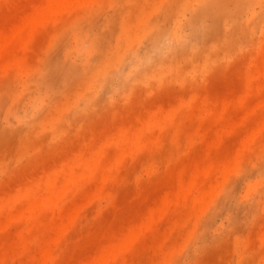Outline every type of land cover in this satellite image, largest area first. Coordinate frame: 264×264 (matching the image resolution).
Returning <instances> with one entry per match:
<instances>
[{
	"label": "rangeland",
	"instance_id": "374dc122",
	"mask_svg": "<svg viewBox=\"0 0 264 264\" xmlns=\"http://www.w3.org/2000/svg\"><path fill=\"white\" fill-rule=\"evenodd\" d=\"M0 264H264V0H0Z\"/></svg>",
	"mask_w": 264,
	"mask_h": 264
}]
</instances>
